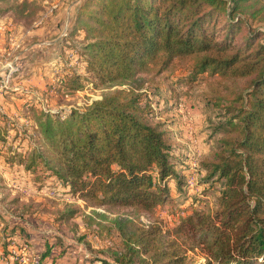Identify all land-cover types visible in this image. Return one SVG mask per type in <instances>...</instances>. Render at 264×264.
<instances>
[{"label": "trees", "instance_id": "obj_1", "mask_svg": "<svg viewBox=\"0 0 264 264\" xmlns=\"http://www.w3.org/2000/svg\"><path fill=\"white\" fill-rule=\"evenodd\" d=\"M251 2L231 0V7L229 0L79 2L62 50L68 39L81 36L83 43L73 49L77 61L100 85L126 86L161 56L166 64L194 57L193 79L209 73L247 81L219 127L224 137L212 160L203 162L206 180L221 183L216 208L187 211L165 232L153 225L133 227L124 255L88 264H191L188 252L201 254L203 264H264V32L246 29L241 18ZM67 71L62 90L80 91L81 74ZM150 111L132 87L115 89L83 111L42 110L37 127L44 152L31 151L24 170L43 166L90 207L150 212L172 190L182 194L186 183L172 160L168 133L147 120ZM2 123L0 150L8 125ZM9 245L3 242L2 249ZM50 251L46 244L39 264Z\"/></svg>", "mask_w": 264, "mask_h": 264}, {"label": "rangeland", "instance_id": "obj_2", "mask_svg": "<svg viewBox=\"0 0 264 264\" xmlns=\"http://www.w3.org/2000/svg\"><path fill=\"white\" fill-rule=\"evenodd\" d=\"M62 2L0 0V25L6 27L3 32L9 42L5 48L8 52L0 57V95L9 96L12 106L11 110L0 106L1 120L8 124L6 143L0 150V254L8 258L11 251L15 252L9 264H39L46 244L51 245V251L44 264H88L99 259L113 262L125 254L133 227L148 229L153 225L165 232L187 211H213L221 183L206 180L203 162L212 160L219 140L224 137V129L219 127L231 115V106H235L231 100L247 84L243 79L225 80L209 73L193 79L194 57L174 58L166 64L161 56L126 86L100 85L77 61L73 49L83 43L81 36L68 39L67 49L62 50L74 19L59 40L56 58L51 46L44 50L32 47L21 53L28 47L24 44L13 51L19 37L27 36L28 31L47 21V16ZM251 3L254 6L250 12L241 16L245 27L264 32V0ZM252 12L258 13L252 16ZM39 52L44 55L38 56ZM72 68L81 74L83 88L67 93L60 81ZM9 71V83L1 87ZM33 73L41 78L28 81ZM129 87L142 93L143 104L151 110L147 115L149 123L158 124L168 133L172 160L185 175L182 194L172 190L165 202L150 212L124 207L94 208L72 195L43 166L34 172L24 170L31 151L44 152L37 127L40 111H83L115 89ZM195 160L197 172L191 167ZM191 177L196 182L192 187L188 184ZM3 242H10L6 252ZM187 260L191 264L205 262L197 252H188Z\"/></svg>", "mask_w": 264, "mask_h": 264}, {"label": "crops", "instance_id": "obj_3", "mask_svg": "<svg viewBox=\"0 0 264 264\" xmlns=\"http://www.w3.org/2000/svg\"><path fill=\"white\" fill-rule=\"evenodd\" d=\"M80 0H63L62 3L58 5V8L55 9L53 14H50L47 16V21L39 24L37 28L34 31H28L27 36L21 35L19 39L17 40V44L13 46V51L17 47L19 49L23 48L24 44L28 45L21 53H25L28 51V49H43L46 48V46L52 47V54L53 57L56 58L60 46V38L63 34V32L66 31V29L71 25V22L74 19L76 9L78 7ZM54 9V8H53ZM6 27H2L0 25V57L8 50H6V46L9 44L8 38L4 35L3 29ZM24 39V40H22ZM34 41V42H33ZM22 42V43H21ZM32 44V45H30ZM44 55L43 52H39L38 56ZM29 56L33 57L32 53L29 52ZM56 61V60H55ZM33 71V70H32ZM38 78H41L39 75L38 77L33 75H29L28 81H36ZM18 82V81H17ZM22 83L25 82V80L21 81ZM20 84V82H19ZM17 90V88H14ZM6 97V99H5ZM2 97L0 95V106H3L5 109H12V106L9 105L8 97L5 96ZM18 101L22 103V101L18 98ZM18 105V104H16ZM18 109V108H17Z\"/></svg>", "mask_w": 264, "mask_h": 264}, {"label": "built area", "instance_id": "obj_4", "mask_svg": "<svg viewBox=\"0 0 264 264\" xmlns=\"http://www.w3.org/2000/svg\"><path fill=\"white\" fill-rule=\"evenodd\" d=\"M11 72L12 71H9L7 76L2 80V84H1L2 86L1 87H6L8 85ZM191 167H192V171L193 172H197L199 166H198L196 160L191 164ZM188 184H189L190 187L194 186L196 184L195 178L194 177L189 178L188 179ZM11 254L12 255H9L8 258H6V257H4V255L0 254V264H9V261H11V259L13 261L14 258H15V252L11 251Z\"/></svg>", "mask_w": 264, "mask_h": 264}]
</instances>
